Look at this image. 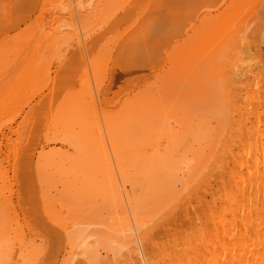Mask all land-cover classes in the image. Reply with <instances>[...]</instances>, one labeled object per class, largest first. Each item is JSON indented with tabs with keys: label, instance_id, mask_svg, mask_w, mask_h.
<instances>
[{
	"label": "bare ground",
	"instance_id": "bare-ground-1",
	"mask_svg": "<svg viewBox=\"0 0 264 264\" xmlns=\"http://www.w3.org/2000/svg\"><path fill=\"white\" fill-rule=\"evenodd\" d=\"M110 253L264 264V0H0V264Z\"/></svg>",
	"mask_w": 264,
	"mask_h": 264
},
{
	"label": "rangeland",
	"instance_id": "rangeland-1",
	"mask_svg": "<svg viewBox=\"0 0 264 264\" xmlns=\"http://www.w3.org/2000/svg\"><path fill=\"white\" fill-rule=\"evenodd\" d=\"M158 84H159V82L157 83V85H158ZM182 88H183V86L181 87V89H182ZM206 113H207V112H206ZM202 114L207 115V114H205L203 111H202ZM189 196H190V195H187L186 198H188ZM193 204H194V203L191 201V204H190V207H191V208H190V209H194V207H195L194 205H195V204H194V205H193ZM192 205H193V206H192ZM162 219H163V218H162ZM162 219L159 220V221H161V223H160V222H157L158 225H155L156 227H154V229H152V230L150 231V232L152 233V235L154 234V235H153L154 237H155L157 234H159L158 232H160V234L164 232V231H163L164 228H163V230H162L163 232H161V229H162L161 227H162V225H164V223H166L167 221H165V219H163V220H162ZM162 222H163V223H162ZM158 229H160V230H158ZM154 231H155V232H154ZM157 231H158V232H157ZM153 232H154V233H153ZM156 232H157V233H156ZM161 236H162V235H161ZM157 237H158V235L156 236V238H157ZM162 237H163V236H162ZM159 239H161L160 236H159ZM110 256H111V258L114 257V256L110 253V254H108V256H107V257H108L107 260L109 259ZM114 259H117V257H116V258H113V260H114ZM113 260L110 259V260H108V261H110V262L113 263V264H117V263H118V261L115 262V260H114V261H113Z\"/></svg>",
	"mask_w": 264,
	"mask_h": 264
}]
</instances>
